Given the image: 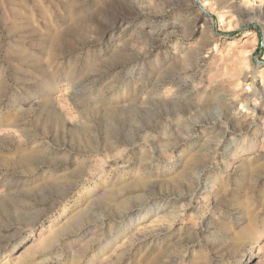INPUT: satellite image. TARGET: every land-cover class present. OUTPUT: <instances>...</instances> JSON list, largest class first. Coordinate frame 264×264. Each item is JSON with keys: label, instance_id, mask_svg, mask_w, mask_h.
Segmentation results:
<instances>
[{"label": "rangeland", "instance_id": "374dc122", "mask_svg": "<svg viewBox=\"0 0 264 264\" xmlns=\"http://www.w3.org/2000/svg\"><path fill=\"white\" fill-rule=\"evenodd\" d=\"M0 264H264V0H0Z\"/></svg>", "mask_w": 264, "mask_h": 264}, {"label": "bare ground", "instance_id": "6f19581e", "mask_svg": "<svg viewBox=\"0 0 264 264\" xmlns=\"http://www.w3.org/2000/svg\"><path fill=\"white\" fill-rule=\"evenodd\" d=\"M66 7V6H65ZM68 8V7H67ZM71 9V8H70ZM73 10V9H72ZM65 12V11H64ZM70 14H71V12H69ZM66 14V13H65ZM69 15V14H68ZM46 111V110H45ZM48 112V111H47ZM38 119V118H37ZM48 123H50V122H48ZM240 148H241V151L242 152H244V151H247L248 149H246L244 146H240ZM250 148V147H249ZM236 151V150H235ZM237 151H239V150H237ZM37 159V155H34V154H32V155H29V156H26V157H24V158H22L21 159V163L23 164V165H26V166H28V163L29 162H31L32 160H36ZM71 175H73V174H71ZM71 175H70V178H72L71 177ZM69 178V177H68ZM46 186V185H45ZM40 192H44L45 190H46V187H40V189H38ZM56 193V192H55ZM57 193H62V191H60V189L57 191ZM81 217L78 215V216H76V219L73 221L74 223H73V225H76V224H78V223H80L81 222V219H80ZM70 225V224H69ZM70 226H66L65 228H63L62 229V231H57L53 236H52V238H49L48 240H46L45 241V243H44V246H46V245H48V244H50L51 242H53L54 241V239L59 235V234H61L62 232H64V231H66L68 228H69ZM71 227H72V224H71Z\"/></svg>", "mask_w": 264, "mask_h": 264}]
</instances>
